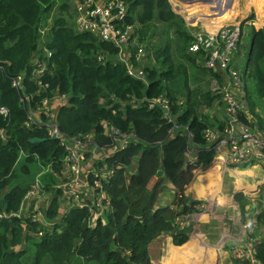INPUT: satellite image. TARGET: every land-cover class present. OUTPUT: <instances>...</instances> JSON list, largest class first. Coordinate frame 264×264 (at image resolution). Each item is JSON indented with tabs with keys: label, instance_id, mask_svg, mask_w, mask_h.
Masks as SVG:
<instances>
[{
	"label": "trees",
	"instance_id": "obj_1",
	"mask_svg": "<svg viewBox=\"0 0 264 264\" xmlns=\"http://www.w3.org/2000/svg\"><path fill=\"white\" fill-rule=\"evenodd\" d=\"M121 1L132 14L126 13L125 23L136 20L140 25L130 38L145 42L140 63L145 82L127 75L122 63L113 60V45L75 29L66 1L57 5L55 13L53 7L59 0H0V105L8 109L5 117L0 116V264H149L147 245L158 234L169 235L173 245L187 240L186 229H178L169 205L156 202L167 183L177 192L173 196L181 214L190 213L198 202L181 194L193 170L213 159L214 150L203 138L204 128L222 129L223 123L221 114L199 115L195 106H183L191 99L190 86L217 74L194 64L187 51L192 37L181 28L182 21L168 9L166 0ZM261 3L255 0L260 18ZM154 22L162 25L157 45L150 42L154 31L146 32ZM249 35L242 65V99L253 118V132L264 138V27L250 26ZM100 53L103 61L96 60ZM35 58L45 63L41 73L35 72ZM16 74H22L20 90L10 84ZM194 94L208 107L219 99L218 94L210 97L200 87ZM154 96L168 101L176 124L171 133L161 110L147 107ZM54 97L64 100L54 113L61 136L91 135L99 145L110 143V131L129 137L121 150L94 164L112 172L101 181L110 206L104 224L97 220L93 228L87 227V210L71 207L58 218L56 229L35 238L28 232L40 229L39 224L9 213L17 211L25 190L39 175L42 192L51 194L46 217L57 215L59 191L54 183L64 147L47 135L43 125L25 126L28 109H37L42 99L48 109ZM41 107L40 115L47 110ZM240 119L245 124L249 121ZM33 137L43 140L31 142ZM188 148L195 150L192 163L185 158ZM152 177L155 182L147 187ZM93 180L89 174L90 186ZM259 191L264 192V181ZM233 197L243 213L244 195L235 192ZM254 219H264V208ZM252 252L264 264V239L252 245Z\"/></svg>",
	"mask_w": 264,
	"mask_h": 264
},
{
	"label": "built area",
	"instance_id": "obj_2",
	"mask_svg": "<svg viewBox=\"0 0 264 264\" xmlns=\"http://www.w3.org/2000/svg\"><path fill=\"white\" fill-rule=\"evenodd\" d=\"M185 1L188 3L191 0ZM192 1L201 2L209 0ZM210 6L213 5H208V7ZM74 8L75 29L91 33L99 41L113 45L116 48L113 60L122 63L127 75L145 82V73L140 65L143 61V49L140 46H134L132 49L130 38L132 28L131 25L126 24L124 21L127 5L121 0H76ZM212 9L213 7H211ZM190 20L188 18L186 22L193 28V32L191 33L192 39L187 46V51L196 57L200 66L212 73H216L220 77L217 88L221 94L222 111L219 113L218 110L214 109L212 114H221V120L223 121L224 119L225 121L222 129L214 127L204 128L203 138L206 146L214 150L213 159L217 160L218 166L222 168L246 167L250 165L251 161L263 162L264 139L261 135L256 134L243 125L245 124L244 121H240L238 116L244 110L241 96L242 66L235 61L238 36L240 34L238 25H229L224 22L213 26V11L210 14H199L193 22H190ZM207 25L213 26V29L207 28ZM103 59L104 57L101 53L96 57L97 61H103ZM32 64L36 67V73H41L45 69V63L43 61L37 62L36 58L33 59ZM10 84L16 90L22 89V74H16L11 77ZM41 106H37V109H28L25 126L28 127L34 124L43 125L46 128L47 135L59 139L64 147V154L59 170V174L61 175L59 179L62 181L59 186L61 199L67 203V197L71 200L69 203L71 206L84 207L90 212L95 211L102 202L108 204L106 195L101 191V181L111 175V169L105 166L97 168L96 165H91V168H82V164L86 160V148L88 147L90 135L63 137L58 132L55 123L46 124L39 123V120L35 121L33 116L35 114L38 115V109L40 107L47 109L46 99L41 100ZM147 107H158L161 110L162 117L170 123L168 133H171L176 124L173 119L174 115L170 114L167 99L163 96H154L150 98ZM7 112L8 109L4 105H0V116L5 117ZM109 135L111 137L110 143L97 147L107 149L113 145V151L95 158L96 160L103 161L105 158L121 150L129 137L128 134H118L116 131H110ZM93 145L95 146L96 144ZM185 158L188 163H192L195 158V150L188 148ZM42 172L39 174H42ZM89 174H92L94 178L93 186L88 184ZM40 184L39 175H36L33 182L25 190L22 196L23 199H34L38 196L41 188ZM95 188L98 189V192H94ZM41 200L28 208H24L20 200L17 211L9 213V215L17 218H29L32 222H39L43 215L40 214L38 209H45L46 207L45 205H41ZM185 216L182 215L176 219L181 220ZM229 255L232 259L244 262V264H261L253 256L250 240L233 245L229 249Z\"/></svg>",
	"mask_w": 264,
	"mask_h": 264
},
{
	"label": "rangeland",
	"instance_id": "obj_3",
	"mask_svg": "<svg viewBox=\"0 0 264 264\" xmlns=\"http://www.w3.org/2000/svg\"><path fill=\"white\" fill-rule=\"evenodd\" d=\"M61 1L62 0H59L58 3L56 2L55 6L53 7V12H55V13L57 12L56 11V7H57L58 4L61 3ZM64 1H66L67 4H68L67 12H68L69 17L71 16L70 17V21H72L73 25L76 27V25H75V8H74L76 0H64ZM259 1H262L261 6L263 8V12H262V14H263L262 18L263 19L260 18L259 16H257V14H256L257 10H256V6H255V0H239V1L238 0H233V2L232 1H226V3L230 2V7L231 8L230 7L229 8H230L231 16H229L227 19L220 20L222 23L226 22L229 25H238V27L240 29V34L238 36L237 53H235V61L240 66H242L244 64L245 57H246V51H247L248 46H249V39H250L249 29H250V26H253L255 28L264 27V0H259ZM171 2H172V0H166L168 9L172 12V14H174V16H176L177 19H180L182 21V27L181 28L184 29L188 33V35L191 36V33L193 32V28L187 24V22H186L187 20H184L182 17H180L176 13L178 9L174 5L172 7V3ZM200 3H201V5L204 6L202 8V10L203 11L204 10L207 11L205 13L210 14L212 12L211 6L208 7V5H212V3H210V1H201ZM127 10H128V7H127ZM127 14L130 15V16L132 15V14H130L128 12H127ZM47 21L49 23L51 21V18H48ZM190 22H193V20H190ZM129 25H131V28H132L133 31L136 28H139V26H140L137 23L136 20L132 21ZM161 26H162L161 24L155 23V22L151 23L150 25L147 26L148 29H146V32L149 29H151V31H154L153 35L150 37L151 38L150 42L152 44L157 45L158 42L160 41V39L158 37V34H157V31L161 28ZM131 41H132L131 45L140 46V47L143 48V51H144L145 42H143V41L142 42H137L135 36L133 38H131ZM144 53H145V51H144ZM189 56H191L193 58L194 64L198 65V61H197L196 57L194 55H189ZM177 62H178V60H177ZM188 74H190V72H188ZM205 79H206V82L204 80L202 83H200V85L193 84V86L189 87L190 90H191V99L183 107L185 108L187 105L188 106L192 105L193 108H194V106H195V109H197V112H198L199 115H207L208 112L210 114H212V111L214 109L218 110V112L220 113L222 111L221 110V104H219V102H221V94H220L219 89L217 88V84H218V82L220 80V77L219 76L210 77V78L206 77ZM188 82L191 83V76L188 78ZM241 83H242V87H241V96H242V89L244 87V79H242V75H241ZM197 87H200L201 92H203L205 90H208L210 97H213L214 95L218 94L219 95V99L218 98L214 99L212 101L210 107H208L207 105H205L203 103V100H202V98L200 97L199 94H194V91H195V89H197ZM55 98H56V101H57L56 105H59L62 101H64L60 97H54L53 99H55ZM194 98L197 101L194 100ZM242 102L244 104V110L239 113V115H238L239 116V120L241 121V119H240L241 116L246 118V119L249 118V121L247 122V124H243L242 122L241 123L243 125L247 126L248 129L254 131L253 130L254 125H252L253 118L252 117L250 118V116L248 114L249 113L248 112V108H247V105H246V102L244 101V99H242ZM209 121H210V123H212L211 121H213V120H209ZM224 121L225 120L223 119L222 123H224ZM1 135H2L1 137H3V132L1 133ZM104 145H108V144H104ZM88 157H89V155H85L86 159ZM213 160H212L213 162L208 164L206 167H196L195 168V170H194V172L192 174L191 181L185 187V189L187 190V194H184V190L185 189L183 190V192L181 194L188 201H195V200L198 201V202H196V204L194 205L193 210L190 213L181 214L179 212L180 211V207H178V205L175 204V203H177V200L174 199V196L177 195V192L174 190L172 185H169L170 186L169 188H165L161 192L164 195L171 196L170 201H161L162 199L160 198L161 200H160V203L158 205L159 206L169 205V208L174 213V223L176 224L178 229H181V230L186 229L184 231L185 232L187 231V239H189L190 236H193V238L196 237V239H198V240L200 239V240L206 241V242L218 241L219 240L218 243L214 242L215 244H218L217 246H219L220 245V243H219L220 242V238H221V241H223L226 238V235L224 234L226 230H223L222 227L220 226L219 222L217 221L219 219H213V218H215V217L217 218L218 215L222 213V211L219 210V209L214 208V206H215L214 204H212V206H211V204L209 203L210 201H208V200H211L210 198H206L205 196L196 194L195 190L193 189V186L196 184V181H197V178H196L197 176L200 177V176H202V174L208 173L210 171H216V172H221L222 171L223 172L222 168L219 169V170H216L213 167V164L215 163V161L217 162V160H215V159H213ZM261 164L264 165V161L263 162H256V161H251L250 162V165H261ZM241 167H243V166H241ZM229 168H232V167H229ZM225 172H227V173H225ZM223 174H224V179L222 181L223 184L221 183V188L225 187L229 183V186L227 185L228 186L227 189L229 191H231L233 189L232 188L233 187V184H232L233 177H231L233 175V172L231 170H229V169H226V171H224L222 173V175ZM263 174H264V169H263ZM225 175H227V176H225ZM60 176L61 175L59 173H57L55 175L56 181L54 183V187L58 188V191H59L58 195H57L59 203H58V208L56 210L57 215L55 216V218L46 217V210H47L48 205L50 203V198H49L50 196H48V195H50V194H44L42 192V190H41L42 184H40L41 188H40V191L38 193V196H36L34 199L24 200L23 197L21 199V203H22L24 208L31 207L34 203H37L41 199L43 200L41 202V205H43V206L45 205L46 206L45 209H38L40 214H42L43 216H42V218H40L39 222H36V224H39L41 228L38 229L37 231L34 230V231H29L28 232L29 235H31V236H33L35 238H39L42 235H44L45 233H51L54 229L57 228V227H55V225H56V223H58L57 222L59 220L58 218L63 213L67 212V210L69 208L75 207V206H71L69 204L71 202V200L69 198L66 197L67 203H65L61 199V192H60L61 190H60L59 186L61 185L62 181L59 179ZM154 182H155V178L152 177L150 179V181L148 182V186L147 187H150ZM217 183H218V181H217ZM189 186H191V187H189ZM243 186L245 188L246 187L247 188L253 187L252 184L250 186H245V185H243ZM216 187L220 189L219 184H217ZM234 193H235V191L233 192V194ZM240 193L244 195V197H245V199L247 201V205L245 206L246 213H248L249 210H250L252 213L256 214V213L261 212L263 210V208H264V192L259 191V192H257V194H254V195L250 194L249 196H247L248 194H245V193H242V192H240ZM227 194H228V192H226V191L223 192V195H226L225 197H227ZM230 194L232 196V199L234 200V197H233L232 193H230ZM221 197H223V196H221ZM225 197H224V199L226 200ZM206 203H209V205L207 206ZM226 204H227V202H226ZM251 204L253 206H252L251 209H249L248 205H251ZM155 207H156V205H155ZM85 209L88 212L87 220L85 222L86 226L89 227V228H93V226L96 224L97 220H99L101 224H104V222H105L104 215H105V213H107L110 210V206H109V204H106V203L102 202V204H100V206L95 211L90 212L87 208H85ZM244 211H243V213H241L239 211L238 207L233 208V209H225L224 212H223V217H222L223 222H224V226H227V227L229 226L230 228L236 227L232 231L235 232L237 230L236 232L239 235V230H238V224L239 223L241 224V226L243 224L242 228L249 227V225L252 224V227L258 228V230L260 231V236L262 234H264V219H261L260 222H257L254 219L255 214H253L252 216H249L248 219H247L246 216L244 215ZM192 213L202 214V215H198L197 216L195 224L192 223V219H191L192 217L190 216ZM182 215H186V216L182 217L181 220L176 219L177 217L182 216ZM160 235L162 236V237H160L158 239L160 241H162L164 238L167 239V237L170 238L169 235H167V234H158L155 238H157ZM246 235L249 236V234L247 232L243 233L244 238H246ZM231 236H233V235H231ZM234 237H236V235ZM155 238L151 239L149 241V243L151 241H153ZM149 243L147 245V252H148ZM243 243H245V242H243ZM224 249H225V246H224ZM224 249H222V247L220 246V248L215 250L216 251L215 257L218 255L217 262H218L219 254L223 253ZM199 254L202 255V252L199 251ZM148 257H149V255H148ZM220 258H221V261H223L226 258L227 261L229 260L228 261L229 263H232V264L236 263V261L230 257L229 251L227 252V250L225 251L224 255H222ZM148 259H149V264H150L152 262V260L150 262V258H148ZM161 259H162V257H159L158 258L159 262H154V263L155 264H159V263L161 264ZM197 264H202V263L198 262Z\"/></svg>",
	"mask_w": 264,
	"mask_h": 264
},
{
	"label": "crops",
	"instance_id": "obj_4",
	"mask_svg": "<svg viewBox=\"0 0 264 264\" xmlns=\"http://www.w3.org/2000/svg\"><path fill=\"white\" fill-rule=\"evenodd\" d=\"M172 7L173 5L176 6L177 14L182 17L184 20H187L188 18L191 20H195L199 14L205 13L207 11H203L202 8L204 7L201 5L200 2L198 1H187L185 0H172ZM53 100V99H52ZM56 99L53 100L52 105L49 104L48 109L46 112H44L42 115L45 116V118L38 113L33 116V119L39 120V123H46V124H53L54 123V113L57 109L56 105ZM93 144H96L95 146ZM97 146H101L97 144L93 139L92 136L90 135L89 140H88V147L86 148L87 152L86 155H89V157L85 160V162L82 164V168L85 169V167L91 168V165L96 164L99 160H96L95 158L103 156L105 153L112 152L113 151V145L110 148L103 149V148H98ZM213 160V159H212ZM214 161V160H213ZM212 161V162H213ZM211 163V162H210ZM213 167L216 170L221 169L222 167L218 166V162L215 161L213 164ZM226 169H229L233 172V189L229 191L227 187L229 186V183L221 188V183L223 184V179H224V174L222 173L226 171ZM263 169L264 165H248L246 167H232V168H222L223 172H216V171H210L208 173L202 174L200 177H196L197 181L196 184L193 186V189L195 190L196 194L205 196L206 198H210L211 200L209 203L214 204V208L219 209L222 211L221 214L218 215V217L213 218V219H219L217 220L222 227L223 230L225 231L226 238L221 241L220 238V245L217 246L218 241H202L196 239V237L193 238V236H190L189 239H187L183 244L181 245H173L170 241V238L167 237L164 238L162 241L158 240L161 235L155 238L153 241L149 243L148 246V255L150 258V264H155L154 262H159L158 258L162 257L161 259V264H197L202 263V264H232L229 263L226 258L221 261V256L224 255L225 251H229V249L233 245H238L241 242H247L250 240L251 246L258 240L264 239V234L260 236V231L256 227H252V224L249 225V227H244L242 228L241 224H238V230H239V235L235 231L233 232L232 230L235 229L236 227L230 228L229 226H224L223 222V212L225 209H233L237 207L236 202L232 199V196L230 193L233 192H242L245 194H248L247 196L257 194L259 192V187L264 181V174H263ZM227 173V172H225ZM199 175V174H198ZM227 176V175H225ZM230 177V176H229ZM199 178V179H198ZM201 180V181H200ZM218 181V183H217ZM219 184L220 189L216 187V185ZM253 185V187L245 188V186H250ZM170 184H166V188H169ZM191 185V184H190ZM191 187V186H189ZM226 191L228 192L227 197L226 195H223V192ZM184 194H187V190H184ZM192 194V193H191ZM51 196V194L49 195ZM223 196V197H221ZM231 196V197H230ZM226 198V200L224 199ZM162 200H161V199ZM171 196L169 195H164L163 193H160L158 195V199L156 204L160 203L161 201H170ZM223 200V201H222ZM42 202V200H41ZM227 202V204H226ZM209 203H206L207 206ZM252 204L248 205L249 209L252 208ZM247 207V208H248ZM255 213H252L250 210L248 213H246V209L244 211V215L248 219L249 216H252ZM198 215L202 214H196L192 213L190 216L192 217V223H196V219ZM246 219V220H247ZM247 232L249 236L246 235V238H244L243 233ZM233 235V236H231ZM236 235V237H234ZM167 236V235H166ZM240 236V237H239ZM221 237V236H220ZM215 242V243H214ZM222 247L224 252L219 254L218 262H217V257H215L216 254V249ZM199 251L202 252V255L199 254ZM201 260V261H200ZM166 262V263H165ZM235 263V262H234ZM160 264V263H159ZM236 264V263H235Z\"/></svg>",
	"mask_w": 264,
	"mask_h": 264
},
{
	"label": "bare ground",
	"instance_id": "obj_5",
	"mask_svg": "<svg viewBox=\"0 0 264 264\" xmlns=\"http://www.w3.org/2000/svg\"><path fill=\"white\" fill-rule=\"evenodd\" d=\"M209 1L213 5V6H211V7H213L212 11L214 12V21H213L214 24H213V26L221 24L222 22L220 20L227 19L229 16H231L230 2L226 3L225 0H209ZM228 1L233 2V0H228ZM213 26L207 25V28L213 29Z\"/></svg>",
	"mask_w": 264,
	"mask_h": 264
},
{
	"label": "water",
	"instance_id": "obj_6",
	"mask_svg": "<svg viewBox=\"0 0 264 264\" xmlns=\"http://www.w3.org/2000/svg\"><path fill=\"white\" fill-rule=\"evenodd\" d=\"M51 138H55V137L54 136H51ZM42 140H43V138H36V137H33V138L30 139L31 142H34V141H42Z\"/></svg>",
	"mask_w": 264,
	"mask_h": 264
}]
</instances>
